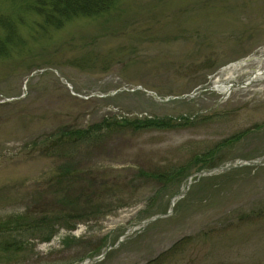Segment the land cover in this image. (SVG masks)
<instances>
[{"label": "rangeland", "instance_id": "374dc122", "mask_svg": "<svg viewBox=\"0 0 264 264\" xmlns=\"http://www.w3.org/2000/svg\"><path fill=\"white\" fill-rule=\"evenodd\" d=\"M32 3L0 0L16 27L10 40L0 30V244L26 214L61 220L51 241L30 235L0 264H79L102 246L114 248L97 264H264V167L197 180L264 158V81L214 89L264 71V0H120L60 28ZM144 118L180 126L115 124ZM105 119L98 137L52 155L30 145ZM151 214L165 217L143 225Z\"/></svg>", "mask_w": 264, "mask_h": 264}, {"label": "trees", "instance_id": "16d2710c", "mask_svg": "<svg viewBox=\"0 0 264 264\" xmlns=\"http://www.w3.org/2000/svg\"><path fill=\"white\" fill-rule=\"evenodd\" d=\"M120 0H34L29 7L35 15L41 17L46 25L54 26V27H62L66 22H69L73 19L78 18H95L103 16L114 9L117 2ZM0 30H3L6 34V39L10 40L16 35V27L15 24L8 19L7 17H0ZM1 49V46H0ZM117 126H126L130 127L133 130L137 131H152V130H171L180 126V124H176L172 119H159V118H144L143 120H125L124 122L115 123ZM110 123L108 120H103L101 124L95 125L94 127L88 129H68L64 128L59 130L57 133L54 134L52 138H39L32 142L30 145L35 148H43L45 152L49 155L55 153L56 146H63L65 144H79L82 142L90 141L95 139L101 134L104 128H110ZM52 140V141H51ZM52 143H51V142ZM239 141V140H238ZM237 141V142H238ZM53 146V148H51ZM187 170L184 169V172ZM66 173L71 171L70 168L64 169ZM182 171L179 170V173ZM178 173V172H177ZM164 176L165 181H161L163 184L166 183L168 180H172L175 174H170ZM142 178L148 179L150 181L153 180H160V177L149 175L146 176L143 173H140ZM162 179V178H161ZM62 180H58L60 184ZM72 199V197H71ZM64 201L65 205L68 207H74L76 205L74 202L75 200ZM156 215L161 214H151L149 217L152 218ZM29 216L26 214L23 218V223H18L14 225V229L4 231L1 234H4L11 238V241H6V243L0 244V255H8L11 253H18L21 251V247L25 245L26 241H28V236L30 235H40L42 241L49 242L55 236V228L58 222L61 219L53 220V218H45L41 220H29ZM79 218L78 216H68L63 218V222L68 221L69 219ZM25 219V221H24ZM58 221V222H57ZM67 224V222H66ZM68 229H72L65 225ZM72 241H76L74 237H67L62 242V246L67 248ZM108 248L106 246H102V249ZM2 257V256H0ZM81 259L78 262H81Z\"/></svg>", "mask_w": 264, "mask_h": 264}, {"label": "water", "instance_id": "95a60500", "mask_svg": "<svg viewBox=\"0 0 264 264\" xmlns=\"http://www.w3.org/2000/svg\"><path fill=\"white\" fill-rule=\"evenodd\" d=\"M253 166H256V167H264V159H259V160H255V161H251V162H241V161H237V162H234L233 164H228L227 166L225 167H220V168H217V169H213V170H209V171H206V172H201L199 175H198V180L201 179V178H205V177H211V176H216V175H219V174H222L224 172H227L231 169H235V168H240V167H253ZM184 191L181 192V194H183ZM180 199V196H176L174 197V199L171 201L170 203V213L173 211V208L176 204V202ZM169 215V213L167 214ZM162 217H165V215L163 216H157L149 221H147L146 223H144L143 225H147L149 223H152L154 222L155 220H158ZM109 251V249L103 253L100 257H97V258H93V259H86V260H83L80 264H96L98 262H100L101 260H103L107 254V252Z\"/></svg>", "mask_w": 264, "mask_h": 264}, {"label": "bare ground", "instance_id": "6f19581e", "mask_svg": "<svg viewBox=\"0 0 264 264\" xmlns=\"http://www.w3.org/2000/svg\"><path fill=\"white\" fill-rule=\"evenodd\" d=\"M244 63H240L238 65H233L230 68L227 69L226 73L227 76H231L232 72L236 68H240V66ZM263 82L264 81V71H258L254 75H252L250 78H248L245 82L243 83H233L236 85L237 88H247V85L252 86L254 83L257 82ZM232 84V85H233ZM229 86H226L225 84L222 83L221 78L217 77V80H215V86L214 89L217 90L219 93L227 94L229 92L228 89Z\"/></svg>", "mask_w": 264, "mask_h": 264}]
</instances>
